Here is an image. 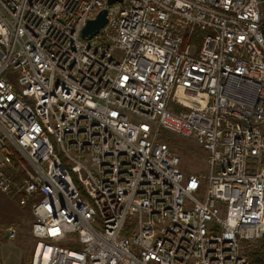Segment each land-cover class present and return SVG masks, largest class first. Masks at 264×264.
I'll return each instance as SVG.
<instances>
[{"label":"built area","instance_id":"2783aa9c","mask_svg":"<svg viewBox=\"0 0 264 264\" xmlns=\"http://www.w3.org/2000/svg\"><path fill=\"white\" fill-rule=\"evenodd\" d=\"M160 129L208 152L206 181L177 171ZM0 193L30 211V264H249L264 0H0Z\"/></svg>","mask_w":264,"mask_h":264},{"label":"rangeland","instance_id":"374dc122","mask_svg":"<svg viewBox=\"0 0 264 264\" xmlns=\"http://www.w3.org/2000/svg\"><path fill=\"white\" fill-rule=\"evenodd\" d=\"M119 51L114 50L113 56L119 60ZM15 90L20 91V87L14 83ZM169 109L174 111L176 107L170 104ZM159 139L164 142L170 151L179 158L177 171L187 178L189 175H195L206 181L208 175V152L196 144L193 139L183 138L178 134L160 129L158 131ZM72 176H78L74 170ZM197 199H202V191L195 194ZM31 214L29 209L20 208L16 202L8 196L0 193V264H30V259L34 251L35 242L30 232ZM135 216L129 215L126 221V227L135 226ZM15 229V238L9 240L6 230L10 227ZM264 236H262L263 238ZM262 238L252 243L243 241L241 247L248 252L250 249L259 247ZM66 248H76L69 239L59 244Z\"/></svg>","mask_w":264,"mask_h":264},{"label":"water","instance_id":"95a60500","mask_svg":"<svg viewBox=\"0 0 264 264\" xmlns=\"http://www.w3.org/2000/svg\"><path fill=\"white\" fill-rule=\"evenodd\" d=\"M120 0H107L108 5H112ZM106 10H101L94 20H90L86 23L85 27L81 31V38L91 39L96 35L100 29L106 24Z\"/></svg>","mask_w":264,"mask_h":264},{"label":"trees","instance_id":"16d2710c","mask_svg":"<svg viewBox=\"0 0 264 264\" xmlns=\"http://www.w3.org/2000/svg\"><path fill=\"white\" fill-rule=\"evenodd\" d=\"M243 251L249 264H264V237L259 247H255L253 250L250 249L248 252L243 248Z\"/></svg>","mask_w":264,"mask_h":264}]
</instances>
